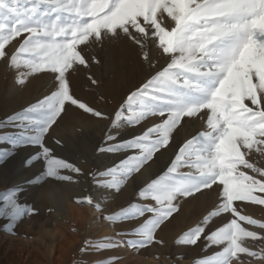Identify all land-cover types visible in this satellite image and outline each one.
Here are the masks:
<instances>
[{
  "label": "snow or ice",
  "instance_id": "snow-or-ice-1",
  "mask_svg": "<svg viewBox=\"0 0 264 264\" xmlns=\"http://www.w3.org/2000/svg\"><path fill=\"white\" fill-rule=\"evenodd\" d=\"M120 37L137 46L142 61L155 71L115 111L113 127L124 122L142 131L128 139H118L119 133L107 136L118 140L109 150L128 154L100 174L110 179L98 183L118 191L167 149L186 118L204 120L205 130L178 145L166 169L138 190L144 202L104 217L113 223L138 220V226L118 234L127 239L105 237L87 242V247L139 251L163 245L158 230L179 213L180 201L217 190L218 203L177 243L194 246L203 238L205 247L219 248L200 264H264V221L242 215L235 203L264 206V0H0V61L18 70L21 84L31 74L53 76L47 95L0 121V127L20 130L2 134L0 140L14 149L38 146L40 151L26 163L43 159L41 175L46 178L72 181L62 170L82 173L55 155L45 138L73 106L94 118L110 119L77 97L71 76L89 64L82 45ZM18 39L13 50L10 46ZM157 56L166 59L158 69ZM151 117L159 122L146 127L143 122ZM11 155L14 152L0 151V162ZM21 191L17 186L0 197V219L8 221L9 230L38 211L19 201ZM78 202L94 204L91 196ZM222 214L231 218L213 227L214 218ZM241 221L262 231L250 230ZM118 259L106 258L113 264Z\"/></svg>",
  "mask_w": 264,
  "mask_h": 264
},
{
  "label": "rangeland",
  "instance_id": "rangeland-1",
  "mask_svg": "<svg viewBox=\"0 0 264 264\" xmlns=\"http://www.w3.org/2000/svg\"><path fill=\"white\" fill-rule=\"evenodd\" d=\"M7 2L11 3V0ZM162 19L167 26L168 18L165 16ZM18 44L19 39L13 41L10 47L14 50ZM81 48L89 58V64L87 67L80 66L71 76L75 94L107 113L110 119L94 118L73 106L68 110L70 115L68 113L64 115L58 125L50 129L45 138V144L53 149L55 155L69 160L82 169L80 174L62 170V174L73 176L72 181L42 176L45 169L43 159H34L30 164L26 163L29 158L34 157L29 153L31 149L34 150V154L40 151L38 146L28 145L14 149L8 141L0 140V151L14 152V155L0 162V197L19 186L22 189L18 194L19 201L38 210L36 214L26 215L20 219L27 222L35 219L36 235H18L15 229L9 230L8 221L4 219L6 225L0 226V246H3L1 257H5L3 262L7 261L6 258L12 257L8 247H26L30 251L37 249L38 254V256L36 252L34 255L27 254L29 264H33L35 260L36 264H98L100 261L113 264L112 261L106 260L108 257H119L115 264H200L202 258L211 256L219 251V248L205 247L206 241L203 238L194 246L177 243V241L185 231L194 227L218 203L217 190H205L202 195L197 194L194 198L180 201L179 213L174 214V218L158 230L157 237L164 241L163 245L153 244L139 251L127 246L104 251L87 247V242H96L105 237L120 240L128 238L118 234L138 226V220L113 223L104 217L118 212L131 203L144 202L142 198H139L138 190L166 169L174 158L178 145L196 135L198 131L205 130V122L199 118H186L187 122H182V126L174 131V140L170 142L167 149H161L152 161L129 177L118 191L101 186L98 181L102 183L110 177L100 174L128 154L109 150L110 146L118 140H108L107 136L110 133H119L118 139H128L142 131L139 125L129 126L124 122H120L118 127H113L114 113L128 93L143 83L149 73L154 72L155 69H150L142 61L138 47L124 37L106 38L102 45L91 42L86 48L83 45ZM92 57L99 63L92 60ZM165 63V57L157 56V69ZM89 77L97 80L98 84L93 85ZM19 78L17 69L9 67L6 61H0V121L28 108L52 89L51 74H31L25 78L23 84L17 82ZM156 122H159L158 117H151L143 123L147 127ZM19 131L11 126L0 127V135H16ZM57 140L61 143L57 144ZM158 165L161 167L159 170L163 169L154 175L153 172ZM136 182L142 183L141 186L136 187ZM88 196L92 197L94 204L78 202ZM95 203H99L101 207H96ZM235 203L242 215H250L254 219L264 221V206L239 201ZM70 206L75 208L74 216L68 213ZM230 218L231 214H222L214 218L213 227L222 226ZM40 223L44 224L46 229L42 230L39 227ZM241 224L250 230L262 231L257 226L248 225L244 221H241ZM52 235L58 240L54 245L63 241L61 249L57 247L54 252L49 250L48 254L42 252L39 249L41 245L39 241L44 237L43 241L50 245ZM11 237L18 241L8 243ZM24 242H30V245ZM248 242L252 243V241ZM82 249L86 250L82 251ZM62 255H66L67 258L60 263H55L54 259ZM252 264H259V262L253 261Z\"/></svg>",
  "mask_w": 264,
  "mask_h": 264
},
{
  "label": "bare ground",
  "instance_id": "bare-ground-1",
  "mask_svg": "<svg viewBox=\"0 0 264 264\" xmlns=\"http://www.w3.org/2000/svg\"><path fill=\"white\" fill-rule=\"evenodd\" d=\"M164 18V17H163ZM128 46V45H127ZM128 47H130V46H128ZM115 53V52H114ZM131 53V52H130ZM105 72V71H104ZM68 114H69V112H68ZM70 115V114H69ZM74 115V114H73ZM75 117V116H74ZM66 136H67V134H66ZM68 136H69V134H68ZM31 152H29L31 155H34L35 156V154L33 153V149H31L30 150ZM154 169H155V167H153ZM153 168H151V169H153ZM161 167H160V165H158V166H156V169H155V171L153 172L154 173V175H157L161 170H159ZM138 180V179H137ZM141 184L142 183H139V182H136V184H135V186L136 187H140L141 186ZM74 212H75V208L73 207V206H70L69 207V211H68V213L71 215V216H74L73 214H74ZM6 225V223H5V221H4V219H0V226H5ZM39 227L42 229V230H44V229H46V226L44 225V224H39ZM15 231L18 233V235H20V234H24L25 236H28V235H36V231L35 230H37L36 229V224H35V219H31V220H29L28 222L27 221H23V220H20L19 222H18V224L16 223V225H15ZM39 232V231H38ZM64 234V233H63ZM63 234H62V236H63ZM60 235V234H59ZM61 236V237H62ZM52 237V243L49 245L46 241H43V239H45L44 237H43V239L41 240V241H39V243L41 244L40 245V247H39V249L42 251V252H47V251H51V252H54V249L56 250L57 249V247H59V249H61V243L63 242V241H61V242H59L56 246L54 245V243H56V242H58V240L54 237V235H52L51 236ZM66 237H68V236H66ZM66 237H65V239H66ZM37 240V239H36ZM63 240H64V238H63ZM14 241H18V240H14V239H12V237L10 238V240L8 241V243H12V242H14ZM36 242H38V241H36ZM25 243V242H24ZM25 244H29L30 245V242H27V243H25ZM32 244V243H31ZM38 246V245H37ZM9 248V250H11V252H12V257H10L9 259H7L6 258V260L7 261H5V262H3V260H4V258L3 257H1V253H2V249H3V246H0V264H29L28 263V261H29V256H27V254L28 253H31V254H35V252H36V250L35 249H33V250H35V251H30V250H28L26 247L25 248H18V247H8ZM32 248V247H31ZM38 248V247H37ZM40 251V252H41ZM39 252V253H40ZM36 254H37V252H36ZM47 254H48V252H47ZM37 256H38V254H37ZM44 256V255H43ZM49 257V256H48ZM56 257V256H55ZM41 258V257H40ZM44 258V257H43ZM67 257H66V255H62V256H59L58 258H56V259H54V261H55V263H60L61 261H63V260H65ZM42 259V258H41ZM10 260V261H9ZM44 262V261H43ZM33 264H36V260H35V262H33ZM38 264H40V263H38Z\"/></svg>",
  "mask_w": 264,
  "mask_h": 264
}]
</instances>
